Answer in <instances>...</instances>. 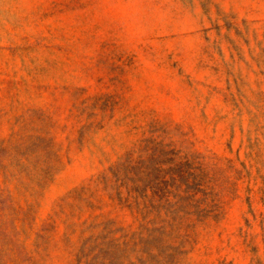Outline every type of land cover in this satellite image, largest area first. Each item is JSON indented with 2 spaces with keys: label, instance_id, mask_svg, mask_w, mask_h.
Wrapping results in <instances>:
<instances>
[{
  "label": "rangeland",
  "instance_id": "rangeland-1",
  "mask_svg": "<svg viewBox=\"0 0 264 264\" xmlns=\"http://www.w3.org/2000/svg\"><path fill=\"white\" fill-rule=\"evenodd\" d=\"M0 264H264V0H0Z\"/></svg>",
  "mask_w": 264,
  "mask_h": 264
}]
</instances>
